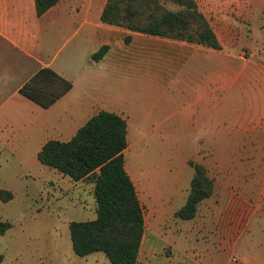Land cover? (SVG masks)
Segmentation results:
<instances>
[{
	"label": "crops",
	"instance_id": "0c3cea01",
	"mask_svg": "<svg viewBox=\"0 0 264 264\" xmlns=\"http://www.w3.org/2000/svg\"><path fill=\"white\" fill-rule=\"evenodd\" d=\"M106 1L59 0L38 16L35 0H0V117H3L0 118V129L7 127L8 123L13 124L6 118L10 110L18 111L21 107L26 110L23 117L17 116L18 121L14 123L16 127L10 125L17 129L20 136L11 148L13 156H17L19 161L34 163L47 140H69L100 110L123 117L127 134L128 128L140 133L142 129L153 131L158 127L175 129L181 125V120L182 130H192L205 115H210L212 119L214 117L218 127V118L224 112V105L220 106V103L226 104L227 111L232 110L233 113L238 107L234 92L226 100L227 93L224 94L220 100V83L226 88L232 85L240 92L246 88L249 94L252 93L248 99L250 102L242 108L245 115H257L246 117L244 129L249 141L263 143L264 62L251 64V68L244 65L245 70H240L236 68L240 58L236 60L232 54L220 59L219 51L215 49L208 48L204 55L201 49L194 47L197 44L104 24L100 21V15ZM235 4L239 9V5ZM224 8L223 3L215 7L216 21L220 31L225 34L219 35L214 31L222 49L225 40H230L239 27L238 19ZM127 35L130 36L128 42L125 41ZM154 39L161 40L160 46L152 44ZM103 45L108 46L107 51L98 61L93 60L92 54ZM203 59L206 63L202 62ZM156 64L182 77V118L163 115V112L158 113L151 106L147 110L136 107L137 98L140 95L145 98L146 92L138 76L144 72L143 67H147L146 73L152 74L153 82L160 79V72H151L150 67L155 68ZM203 64L209 65V74H203V69L207 68ZM41 67H50L72 82L71 89L46 108L19 92L21 85ZM8 142V136L0 135L1 144ZM185 143L188 144L182 135V145ZM128 147L127 140L123 154ZM124 166L141 204L142 199L147 202L149 197L141 199L139 196L144 193L137 174L127 167L126 162ZM233 175L232 180L213 181L210 215L198 217L196 212L194 217L182 219V234L178 232L173 242L150 228L153 216L147 208L148 215H144V232L136 264H226L222 250L233 247L254 219L259 222L264 217V173ZM232 187L241 189L242 202L231 200L236 197V190L232 192ZM153 192V189L148 191ZM14 199L13 194L10 200L3 202H12ZM153 209V213L159 210L156 207ZM224 210L227 212L222 213ZM257 253H253L254 258H247L246 264H264V251Z\"/></svg>",
	"mask_w": 264,
	"mask_h": 264
},
{
	"label": "rangeland",
	"instance_id": "374dc122",
	"mask_svg": "<svg viewBox=\"0 0 264 264\" xmlns=\"http://www.w3.org/2000/svg\"><path fill=\"white\" fill-rule=\"evenodd\" d=\"M196 1L219 35L223 32L216 21L215 7L218 4H225L224 10L238 19L240 28L236 29L230 40H225L224 48L218 50L220 59L229 54L234 55L236 60L240 58L236 65L240 70L244 69V65L251 68V64L264 62V0ZM235 3L239 5V9ZM223 35L225 36L224 33ZM160 41L154 39L152 44L160 46ZM194 47L201 49L204 55L208 51V48L201 45ZM202 62L206 63L205 59ZM203 65L207 67L203 69V74H209V65ZM146 68L143 67L144 72L138 76L139 83L146 87L145 98L140 95L136 107L147 110L151 106L158 113L163 112V115L182 118V77L169 73L156 64L155 68L150 67V71L160 72L161 78L153 82L152 74L146 73ZM233 92L239 108L233 113L232 110L227 111L226 104L220 103V106L224 105V112L218 118V127L214 117L212 119L210 115H205L202 122L195 124L192 130H182V120L181 125L175 129L158 127L153 131L142 129L140 133L128 128L129 147L124 158L127 167H131L134 174H137L144 193L139 196L141 199L149 197L147 202L142 199L144 215H148L147 208L149 214L152 211L150 228L170 242H173L178 232L182 234V219L174 213L186 201L189 176L193 173L190 161L202 164L207 176L213 181L232 180L233 173H264V141H249L244 129L246 117L253 118L257 115H245L242 108L245 103L250 102L248 99L252 93L249 94L246 88L240 92L232 85L226 88L220 83V100L227 93L226 100ZM25 114L26 110L22 107L18 111L10 110L6 118L13 124L8 123L7 127L0 129V135L9 137L8 144L0 143V188L8 189L15 195L12 202L0 199V220H7L11 224L5 234L0 236V254L3 256L0 264H110L103 252L78 256L71 246L69 222L92 220L96 217L91 180L73 183L68 176L41 164L37 159L34 163L24 162L11 154L16 139L20 138L14 123L18 121L17 116L23 117ZM10 125L15 127L11 128ZM182 135L188 142L187 145H182ZM150 189H153V194L148 193ZM234 190L236 197L231 200L235 203L242 202L243 195L239 193L241 189L232 187V192ZM224 196L226 198L227 195ZM212 200L209 197L200 202L198 217L210 215ZM153 207L159 208L158 212L153 213ZM236 209L237 207L235 212ZM180 246L182 247L181 243ZM259 251H264V217L259 222L254 219L250 228L240 235L233 247L225 248L221 254L226 264H232V258L237 259L239 264H246L247 258H254L253 253L259 254ZM262 260L264 261V255Z\"/></svg>",
	"mask_w": 264,
	"mask_h": 264
},
{
	"label": "trees",
	"instance_id": "16d2710c",
	"mask_svg": "<svg viewBox=\"0 0 264 264\" xmlns=\"http://www.w3.org/2000/svg\"><path fill=\"white\" fill-rule=\"evenodd\" d=\"M59 0H35L38 16ZM104 24L132 32L180 40L215 50L221 44L196 0H107L100 15ZM130 36L125 37L128 42ZM101 46L92 54L98 61L107 51ZM72 87V82L50 67H41L19 88V92L43 108L53 104ZM126 120L100 110L69 140L49 139L37 154L38 161L68 176L73 183L91 180L96 217L70 221L69 236L74 253L87 256L103 252L110 264H136L144 232V209L125 170ZM193 174L184 205L175 212L180 219L195 216L200 202L210 197L214 183L204 166L190 161ZM13 197L0 189V199ZM11 224L0 220V235ZM2 255L0 254V262Z\"/></svg>",
	"mask_w": 264,
	"mask_h": 264
},
{
	"label": "built area",
	"instance_id": "2783aa9c",
	"mask_svg": "<svg viewBox=\"0 0 264 264\" xmlns=\"http://www.w3.org/2000/svg\"><path fill=\"white\" fill-rule=\"evenodd\" d=\"M233 261H234V262H236V261H237V259H235V258H234V259H233Z\"/></svg>",
	"mask_w": 264,
	"mask_h": 264
}]
</instances>
